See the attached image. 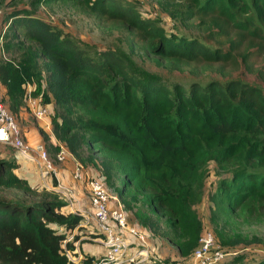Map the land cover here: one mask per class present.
Here are the masks:
<instances>
[{"label":"trees","instance_id":"1","mask_svg":"<svg viewBox=\"0 0 264 264\" xmlns=\"http://www.w3.org/2000/svg\"><path fill=\"white\" fill-rule=\"evenodd\" d=\"M58 1L78 5L104 30L127 31L146 58L162 64L201 67L233 58L230 51L209 50L196 40L168 36L157 21L141 18L135 0ZM190 1L196 12H189L188 20L216 16L233 31L264 40V0ZM49 2L34 0L32 6ZM15 3L0 0L2 23L8 25L0 53V92L15 119L23 111L29 113L28 88L40 106L52 107L51 136L42 130L39 136L51 158L56 159L63 147L90 169L89 179L101 178L106 188L115 189L124 175L118 198L123 201L126 189L135 187L145 195L142 201L132 196L142 207L135 217L138 225L153 236L171 239L182 258L191 255L201 233L192 208L201 143L214 145V160L231 170L230 178L220 181L214 200L226 197L234 213L246 209L260 218L264 212V95L257 87L230 80L205 86L174 84L170 89L158 76L130 66L116 50L82 46L70 33L28 8L18 9ZM119 153L127 156L114 157L119 162L114 169L107 161ZM2 154L0 264H91L95 258L74 263L67 257L73 255L80 231L86 230L78 227L83 218L69 211L67 198L17 175L20 164L15 151ZM48 179L55 188V177ZM89 179L76 182L84 183L89 192ZM74 229L78 233L67 242ZM234 257V264H264V253ZM170 263L178 262L156 264Z\"/></svg>","mask_w":264,"mask_h":264},{"label":"rangeland","instance_id":"2","mask_svg":"<svg viewBox=\"0 0 264 264\" xmlns=\"http://www.w3.org/2000/svg\"><path fill=\"white\" fill-rule=\"evenodd\" d=\"M33 1L16 0L15 5L18 6V9L28 8L36 12L39 18L59 26L65 32L70 33L82 46L87 45L93 50L100 51L116 50L130 66L145 74L158 76L162 83L170 89L174 84H182L187 87L192 83H198L205 86L211 82L225 83L230 80H237L257 87L264 95V40H253L243 35L242 32L233 31L222 19L219 20L216 16L207 19L198 16L188 20V13L191 11L196 12V7L190 0H135V4L141 18L157 21L161 30L168 36L174 35L188 41L196 40L209 50L230 51L233 58L229 62L201 67L197 63L190 65L180 62L162 64L146 58L142 49L135 43L133 36L127 31L123 29H102L93 16L84 12L74 3L51 0L44 6H32ZM3 12L4 10L2 11V17H5ZM47 111V120L50 123L49 117L52 114V107L49 106ZM29 114L30 117H27L26 120L22 119V122H20V119H15L16 124L21 131L22 128L25 130L30 129L40 136L41 128L37 124L38 120L36 121L30 112ZM100 117H108L114 120L109 115L101 114ZM117 120L120 121V119ZM26 144L28 145V143ZM14 151L13 147L0 144L1 154L4 152L5 155L9 156ZM126 156L127 153H119L111 157V160L108 159L107 164L116 169L119 162L114 157H123L124 159ZM216 156L214 145L201 143V155L197 159L201 158V167L198 168L195 176V193L192 199V208L196 213V220L201 222V233L196 248L188 258L180 257L178 249L171 239L153 236L138 225L139 220L135 217L137 213L141 212L142 207L140 202L135 203L134 200L132 201V196L135 195L139 201H142L145 199V195L138 194L136 187L131 190L127 188L125 197L121 201L118 197L123 185L124 175L119 176V184L115 186L116 190L106 188L107 193L116 197L124 206L129 223L134 224L133 226L145 235L149 244L153 241L154 251L152 256L156 263L189 260L197 249L199 240L206 234H212L216 246L231 255L225 259L223 264H234V255L242 254L251 258L264 253V212L262 211L259 214L260 218L255 219L253 213L246 209L234 213L230 209L229 200L226 197H222L223 201L221 202L214 200V196L219 195L220 181L231 176V170L226 167V164L214 160ZM128 158L131 162L130 166H134L135 163L133 162L135 161L130 157ZM50 160L54 166L56 162L53 159ZM76 163L75 161L74 169ZM81 166L85 175L89 178L91 176L90 169L84 167L83 164ZM91 170L93 171V169ZM94 178L103 181L99 177ZM39 184L42 183L39 181ZM82 190L83 198L90 201L89 192L84 187ZM70 194H68L69 197ZM127 204L131 205L130 209ZM164 222L166 220L163 221L162 219V223ZM92 233L96 234L95 232ZM124 233V230H119L122 237L125 236L129 242L135 243L133 238L126 236ZM171 234L173 235V233ZM90 238L87 236L86 240L90 242ZM161 252L165 254V257L160 255ZM242 264H245V261Z\"/></svg>","mask_w":264,"mask_h":264},{"label":"built area","instance_id":"3","mask_svg":"<svg viewBox=\"0 0 264 264\" xmlns=\"http://www.w3.org/2000/svg\"><path fill=\"white\" fill-rule=\"evenodd\" d=\"M8 25L2 23V11L0 10V53L3 43V36ZM27 107L32 116L42 121L47 119L48 111L46 107L38 104L37 98L31 97L30 89L28 88ZM0 144L8 145L15 149V152L22 157H28L30 148L23 139L22 131L18 128L15 118L8 112L3 104L2 94L0 92ZM38 157L34 160L37 170L43 179L55 175V169L48 153L42 146H36L35 149ZM69 156L68 152L61 147L56 155L58 162H64ZM72 178L75 181H81L84 178L89 179L83 170L81 164L76 163L72 173ZM88 188L90 194V212L83 214V222L78 226L81 228H91L96 231L99 240L105 247V254L100 258H95L91 264H156L146 247L147 239L145 235L129 223L128 215L124 210L122 203L113 196L107 193V189L101 180L89 179ZM61 193L72 204L69 197L70 191L65 189L61 184L54 188ZM68 193V194H67ZM124 230L126 236H130L139 246L145 248L138 250L137 247L130 244L126 237L119 234V230ZM77 229H74L76 232ZM73 232L67 238V242L73 241ZM102 237V239H101ZM97 238V239H98ZM90 240H94L90 238ZM133 250H137L134 251ZM230 254L225 253L216 246L215 239L212 234L204 235L200 240L197 249L192 254L189 261L170 264H221L224 260L230 257ZM67 257L71 262H75L70 253ZM78 262V261H77ZM76 262V263H77Z\"/></svg>","mask_w":264,"mask_h":264},{"label":"crops","instance_id":"4","mask_svg":"<svg viewBox=\"0 0 264 264\" xmlns=\"http://www.w3.org/2000/svg\"><path fill=\"white\" fill-rule=\"evenodd\" d=\"M27 117H30V114L27 111H23L20 113V116L18 117V119H20V122H22V119L26 120ZM37 124L39 125V127L44 133L48 134V136H51V125L47 119L42 120V121H37ZM22 132L24 134V139L26 143H28L30 151H29L27 158L19 156L15 152L14 157L20 164V169L17 172V175H19L22 178L27 179L30 182V184L34 186L38 184L37 186L42 185L46 189L56 191V189H54L52 186L51 180H49L48 178L43 179L40 176L37 170V166L34 162V160H36L38 157V153L35 150L36 146H42L45 149V146H44L45 144H43V141L41 140V138L38 135H36V133L33 132L32 130L30 129L25 130L24 128H22ZM51 143L52 144L55 143V140H53L52 138H51ZM58 145L61 147L60 144ZM49 158L53 159L51 158L50 155H49ZM53 160L56 162L54 164L55 175L54 176L52 175L51 177H55V180L57 182L56 185L61 184L65 189L71 192L72 197H73V202L72 204H70V207L68 208L69 211L71 213H77L81 217L83 216V214L85 215L89 214L90 201L83 198V195H82V191H83L82 189L84 187V183H79V182L72 180L71 172L74 169L75 160L71 156H69V158L67 157L66 161L63 163L58 162L56 159H53ZM39 181L42 184H39ZM59 231L62 232L63 229L60 228ZM78 231L79 230L77 229L76 232H74V230L72 232L74 235H76ZM92 232L96 233V231L95 230L92 231L91 228L83 230V232L80 231V237H78L77 240L75 241L74 253L73 255L71 254L72 258H74L75 261L79 262L84 257L100 258L101 256H104L105 247L102 245L101 241L99 240L98 235L94 236L96 238H92L94 240L89 239L90 242L86 240L87 236H89V238L92 237L90 236L93 234ZM130 244L134 245V247H137L138 250L145 248V246H139L134 242H130ZM153 246H154L153 241L149 244L147 240L146 247L148 248L151 256L154 251ZM134 251H137V250H133V252ZM160 255L162 257H165V254L163 252H161Z\"/></svg>","mask_w":264,"mask_h":264}]
</instances>
